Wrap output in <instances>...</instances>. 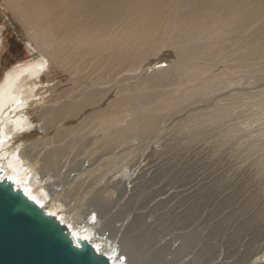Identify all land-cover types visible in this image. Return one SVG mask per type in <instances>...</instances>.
<instances>
[{
	"label": "rangeland",
	"instance_id": "1",
	"mask_svg": "<svg viewBox=\"0 0 264 264\" xmlns=\"http://www.w3.org/2000/svg\"><path fill=\"white\" fill-rule=\"evenodd\" d=\"M263 1L80 0L76 6H69L66 0H49L47 6L39 3L40 5L38 4L36 7L34 3L35 7H31L28 6L26 0H7L6 3L0 0V85L5 82L8 76L15 75L19 69L23 70L32 66L27 68V71L25 70L23 73L24 76L21 77L23 81L32 82L29 85L30 91L24 100V117L26 116L25 119L27 123L29 122L30 129H26L22 139L38 141L39 146L42 147L45 142L43 144L44 135L41 127L45 120L38 118L39 113L45 108L62 105L68 100L71 103H76L72 101L85 102L81 109L83 113H81L89 118L87 128L96 130L90 134L91 137L101 135L103 131H106V128L102 127L104 125L101 124V126L98 123H102V119L116 115L115 110L118 109L120 114L116 115L113 121L111 120V126L115 125V120H118L117 126H120L127 134H132L128 136V141L109 144L108 146L111 147V149L108 147L109 151L105 149L107 145L99 147L98 153L101 155L104 153L102 158H97L98 154L91 152V150H96L94 145L83 149L78 143H75L76 145L70 143L69 156L56 160V163H50V169L52 168L50 174H53L55 178L59 175L57 174L59 171L61 174L66 173V178L62 180L66 187L73 185L80 187L75 190V193L78 191V196H85L88 194V190L98 192L100 195L98 198L100 197L102 201L101 203L96 199L98 201L97 213L100 216L98 223L102 225L107 221L108 232L106 235L112 236L114 241L119 242L128 257L137 252L144 264L150 259V264H156L162 263V259L169 261L172 258L173 262L176 261L175 264H181L189 259L187 256L193 258V255L197 253L201 257L198 256L194 260L196 264H207L210 260L212 262L210 261L211 263L208 264L217 262L228 264L230 261L231 264H242L243 262V264H264V236L263 240L258 234L253 235L251 240H243L244 236L249 238L251 233L256 232L257 223L241 228L240 233H242L236 235L237 237H230L232 235L230 232L233 230L229 228L233 224V220L236 225L238 224L236 216L244 215L245 211L249 212V218L252 216L264 218L262 217L264 216ZM212 10L218 11L219 14H214ZM202 12L206 13L209 25L207 30H204L203 27L199 28L200 22L198 23V18L194 17ZM192 28H194V32L191 31ZM143 29L145 33L140 34ZM248 35H252L253 42H251L252 39L248 40L250 37ZM253 35H256L255 39ZM33 38L43 43L49 53L46 54L44 51L42 53V49ZM245 39L253 45L248 41L244 42ZM259 43H263L262 49L261 47L256 51L249 49ZM52 51L54 52L53 56L50 55ZM35 65L39 66L35 71H32L31 68ZM259 66L261 67L259 68ZM159 71L161 72L159 73ZM151 73L155 74V78L153 75L151 78ZM159 74H164L166 79L163 77L164 75L160 76ZM234 79H240V81L237 80V82ZM203 80L210 82L211 89L205 88L204 92L191 89V87H199L202 84L199 81ZM152 84L154 87L156 85V88H158L157 86L161 88H158V91L155 90L156 88H152L151 92ZM219 84H224L222 85L224 88ZM218 88L219 92H217ZM149 89L151 94L147 96ZM184 89L186 94H184ZM159 92L165 96L163 97L161 93L159 95ZM166 92H169V95L170 93L175 95L169 96L166 95ZM153 94L158 95L154 96ZM196 94L201 98H196L198 97ZM152 95L155 99L160 97H169V99L171 97L172 99L182 96L183 99H180L183 104L182 109L175 114L168 113L167 107L168 115L163 117L159 126L154 124L153 128L147 132L149 135H143L140 138V135L129 126L131 125L129 123L134 121L135 111L139 110L145 100H149L148 98ZM184 95L195 97V99L190 97L186 99ZM94 96H98L96 99H100L94 101ZM115 96H117L116 99H113ZM122 96H125L124 100ZM119 97L122 99L116 101ZM136 98L137 102H135ZM88 99L91 101H86ZM190 99L192 100L190 101ZM199 99L201 100L199 101ZM120 101H124V103L126 101V103ZM156 102L159 105L164 104L161 98ZM120 105L123 108L119 107ZM112 108L114 111H110ZM100 109L107 110L102 112ZM29 111L33 113L28 114ZM65 111L66 109L58 117L59 123L65 124L64 120H61V116L66 115ZM99 112L102 113L99 115ZM160 114H163V110ZM104 115L107 117H103ZM76 120L82 122L79 118H70V123ZM227 126L229 127L227 128ZM99 128L100 130L102 128V131ZM225 129L228 130L225 131L226 135L223 133ZM230 129L232 133L229 132ZM30 132L33 136L29 135ZM208 132L210 133L208 134ZM134 133H136L135 137ZM50 134L53 135V133ZM130 136L134 139L131 140ZM24 142L25 140L15 143L16 148L21 150ZM183 148H186V151ZM35 150L37 149H34V152ZM71 169L72 171H70ZM82 170L86 172L77 176L78 172L80 173ZM30 171L29 169V176L32 175ZM227 171L228 173H226ZM238 171L240 175L237 173ZM75 175L76 178H74ZM185 177L190 179L192 185L180 187ZM248 182L249 184H247ZM208 185L209 187H207ZM247 188H250L249 191ZM56 190L60 191L61 188L58 187ZM138 196L140 197L138 198ZM246 198L250 200L247 199V202ZM60 199L61 197L58 198V200ZM72 204L76 207L74 217L75 214L83 213L85 215V209L89 207L85 198L84 200L78 199L76 202L72 199ZM261 206H263L262 209ZM51 210L55 211L54 208ZM234 211L239 212L237 214ZM139 212L141 213L139 214ZM233 212L234 215H237L233 219L227 218ZM62 214L68 216V213L64 211ZM89 214L88 218H95L96 214L93 210ZM80 215L78 220L84 218ZM193 219L194 222H192ZM123 224H125L124 227L119 231L117 226L120 227ZM71 227L80 228L78 224L71 225ZM127 227V230L124 229ZM182 231L194 232H189L191 233L189 237H184V235L182 237ZM126 232L128 234L125 235ZM97 233L95 232V236ZM196 233L202 236H197ZM239 236H241V240L237 239ZM132 239L130 247L123 246L124 244L128 245L126 241L129 243L128 241ZM186 240L188 241L186 242ZM198 240L199 247H196ZM100 241L98 240L99 243ZM105 242L106 245L109 244L108 240ZM149 242H152V245L158 243L156 246L159 249L160 246H164L163 251L156 249L157 252L152 249ZM192 242L193 244H191ZM142 243H145L144 246ZM131 244L133 245L131 246ZM187 246L190 248H186ZM131 247L133 248L131 249ZM195 247L196 250H194ZM249 248L250 251H248ZM146 249H151V252L146 253ZM192 250L195 252H191ZM200 250L203 251L197 252ZM167 251L175 253L177 258L170 253L166 254ZM179 251L183 252L180 256L181 252ZM209 251L213 253L209 257L202 255L203 253L209 254ZM216 253L218 254L216 255ZM109 255L111 256V253ZM230 255L233 257L230 258ZM242 256L245 261L241 258ZM232 258L234 260H231ZM236 259H240V262Z\"/></svg>",
	"mask_w": 264,
	"mask_h": 264
},
{
	"label": "bare ground",
	"instance_id": "2",
	"mask_svg": "<svg viewBox=\"0 0 264 264\" xmlns=\"http://www.w3.org/2000/svg\"><path fill=\"white\" fill-rule=\"evenodd\" d=\"M6 1L7 0H2V2L3 3H6ZM27 2V4H28V6H31V7H33L34 5L37 7L38 6V4L39 3H43V4H45L46 6L48 5V3H49V0H26ZM79 2H80V0H66V3L69 5V6H76L77 4H79ZM264 2V1H263ZM262 2V3H263ZM35 3V4H34ZM34 4V5H33ZM261 4V3H260ZM40 5V4H39ZM262 5H264V4H262ZM34 6V7H35ZM244 7V6H243ZM260 7H262V6H260ZM260 7H257V8H260ZM253 8V7H252ZM213 11V13L214 14H219V12L218 11H215V10H212ZM242 13V12H241ZM194 17H197L198 18V23L200 22V24H199V28H204V30H207L208 28H209V25H208V23H207V19H206V13H203L202 12V14H199V15H196V16H194ZM247 22V21H246ZM246 26V25H245ZM246 28H247V26H246ZM191 31H195L194 30V28H192L191 29ZM250 31V30H249ZM86 32H88V31H86ZM143 33H145V30L143 29V30H141L140 31V34H143ZM199 33V32H198ZM196 35V34H195ZM248 36H250L249 38H248V40L249 39H252V41L251 42H253V37H252V35H248ZM254 36V39L256 38L255 36L256 35H253ZM199 37V36H198ZM252 37V38H251ZM33 40H35L36 42H37V45L42 49L41 51H42V53H49V50L47 49V47L43 44V43H40L39 41H37L35 38H33ZM97 40L99 41V38H97ZM247 40V41H248ZM259 40V39H258ZM246 41V39H245V41L244 42H247ZM264 41V40H263ZM249 42V41H248ZM251 42H249V44H251ZM254 43H255V41H254ZM256 43H257V40H256ZM248 44V43H247ZM263 44V43H262ZM262 44H255V47H251V48H249L250 50H252V51H256L258 48L260 49V47H261V49L264 47H262ZM251 45H253V44H251ZM244 46H245V44H244ZM248 47H249V45H248ZM245 48H247V46H245ZM245 48H244V50H245ZM46 50H47V52H46ZM44 51V52H43ZM242 51V50H241ZM243 52H245V51H243ZM259 52V51H258ZM53 54H54V52L52 51L51 52V56H53ZM162 57V56H161ZM164 57V56H163ZM264 57V56H263ZM164 58H166V57H164ZM163 58V59H164ZM172 62H174L173 60H172ZM171 62V63H172ZM173 64V63H172ZM39 65H35L33 68H31V70L32 71H35L36 70V68L38 67ZM169 66V65H168ZM29 67H32V66H29ZM29 67H26V68H24L23 70H20L19 69V71H17L16 72V74L14 75V74H12V75H10V76H8L7 77V79L5 80V82L2 84V85H0V172H2V175L4 176V177H7V178H9L10 180H13L14 182H15V184H16V186H20L22 189H23V191L27 194V196H29L30 198H32L33 200H35L38 204H40L45 210H46V212L47 213H49V214H55L60 220H61V222H63L64 224H66V225H69V228L71 229V231H72V233L74 234V236H83V237H85V238H88L90 241H92V243L95 245V247L98 249V251L99 252H103V253H105L106 254V252H107V255L111 258V260H112V264H144V262L142 261V258H141V256H140V254L139 253H137V252H135V253H133V256L131 255L130 257H128V255H127V253L125 252V250L123 249V247H121L120 246V244H119V242H116V241H114L113 239H112V236H109V235H106V232H108V227H107V221L105 222V223H103L102 225H99V223H98V221H100V216L98 215V213H97V204H98V201L99 202H101L102 203V201H101V199H100V197L98 198V192L97 191H95V190H88L87 192H88V194H86L85 196H78V194H77V192L78 191H76V193H75V190L77 189V188H80L78 185H73L72 187H66L65 186V184L63 183V181L62 180H64L65 178H66V173H60V171H59V173H57V174H59L56 178L54 177V175L53 174H50V172H51V169H50V163L51 162H55L56 163V160H60L61 158H63V157H65V156H69V149H70V147H71V144L70 143H73V144H75V143H78L79 144V146H80V148H83V149H87V147H89V146H91V145H94V146H96V150L98 149V151H93V150H91V152L93 153V152H95L96 154H98L97 155V158H102L103 156L102 155H104V153L101 155V154H99L98 152L100 151L99 150V147L101 148V146L103 147V145H107V146H105V149H107L108 150V145L109 144H111V143H120V142H123V141H126L127 140V138H129L128 136L129 135H132V134H127L126 133V131H123L122 129H121V127L120 126H117L118 125V120H115L116 121V123H115V125H113V126H111V123H112V121H113V119H115V116L117 115L118 116V114H120V111H116L115 110V112H116V115L114 114V116L113 117H107L106 115H104L103 117H107V118H105V119H102L101 121H102V123H98V124H103L104 126H102V127H104V128H106V131H103V134H101V135H99L98 134V136L97 135H93V137H91L90 136V134H92V132H95L96 130L93 128H87V126H88V123H89V118H86L82 113V111H81V109H82V106L84 105V101H80V102H77V101H72V102H76V103H71L70 102V100H68V101H66L65 103L63 102L62 103V105H59V106H55V107H50V108H45V109H43L40 113H39V115H38V118H43L44 120H45V122H44V124L42 125V127H41V130H42V133H43V138H42V141H43V144H44V142H45V144L42 146V147H40L39 146V142L38 141H33V140H29V139H22V137H24V132L26 131V129H30V125L27 123V120L25 119V117H24V112H25V106H24V100H25V96H26V94L28 93V91H30L29 89V85L30 84H32V82H30V83H28V82H26V81H23V80H21V77H22V75H23V73H24V71L27 69V68H29ZM261 66H259V68H260ZM253 68V67H252ZM258 68V67H257ZM256 68V69H257ZM28 70H30V69H28ZM156 70V69H155ZM252 70V69H251ZM27 71V70H26ZM154 71V70H153ZM161 71H159V73H160ZM155 73H157L158 74V72H155ZM156 74V75H157ZM164 74H167V73H164ZM163 74V75H164ZM154 76V78H155V74H153V73H151V78ZM160 76H163L162 74H159ZM158 75V76H159ZM24 76V75H23ZM239 76V75H238ZM163 77H165V75L163 76ZM162 77V78H163ZM240 78V77H239ZM157 79V78H156ZM156 79H155V81H156ZM160 79H161V77H160ZM165 79H166V77H165ZM244 79V78H243ZM242 79V80H243ZM153 80V79H152ZM152 80H150V81H152ZM159 80V79H158ZM234 80H236V79H234ZM237 80H239L240 81V79H237ZM236 80V81H237ZM154 81V80H153ZM152 81V83L154 84V82ZM163 82H164V80H162ZM260 81V80H259ZM158 82V81H157ZM159 82H161V81H159ZM199 82H201L202 84H200V86L198 87V86H195L194 88H192L191 87V89L192 90H196L197 92H201V91H203L204 92V90H205V88H210L211 89V87H209V83L210 82H208L207 80H203V81H199ZM198 82V83H199ZM233 82V81H232ZM238 82V81H237ZM237 82H235V83H237ZM151 84V83H150ZM152 84V86L153 87H150V89H151V92H152V88H156V85H155V87H154V85ZM156 84H159V83H156ZM195 84V83H194ZM148 85V84H147ZM197 85V84H196ZM219 85H221V84H219ZM222 85H224V84H222ZM221 85V86H222ZM228 85L230 86V84L228 83ZM228 85H226V86H228ZM232 85V84H231ZM151 86V85H150ZM190 86V85H189ZM211 86V85H210ZM235 86V85H234ZM158 88H161V87H159V86H157ZM218 87V86H217ZM216 87V88H217ZM220 87V86H219ZM223 87V86H222ZM222 87H220L221 89H222ZM158 88H156L155 90H157L158 91ZM188 88V87H187ZM202 88V89H201ZM224 88V87H223ZM150 89L148 90L149 91V94H148V92H147V96H149L151 93H150ZM186 89V88H185ZM185 89L183 90L184 91V94H186L185 93ZM190 89V88H189ZM190 89V90H191ZM219 89V88H218ZM217 89V92H219L220 91V89L218 90ZM191 90V91H192ZM157 91H155L156 93H158ZM159 91H160V89H159ZM187 91V90H186ZM207 91H208V89H207ZM222 91V90H221ZM32 92V91H31ZM163 92H164V89H163ZM206 92V91H205ZM211 92H212V90H211ZM154 93V92H153ZM160 93L161 92H159V95H160ZM167 93V92H166ZM169 93V92H168ZM166 94V95H169V94ZM187 93H189L190 94V92H187ZM247 93V92H246ZM162 94V93H161ZM165 94V93H164ZM179 94H180V92H179ZM193 95H194V92L192 93ZM191 94V95H192ZM213 94V93H212ZM30 95V94H29ZM144 95H146V94H144ZM154 96L156 95H158V94H153ZM151 96V97H149L148 99L149 100H145V102L143 101V100H141V99H143L141 96H139V97H141V101H143L144 102V104H142L143 106L139 109V110H137V111H135L136 112V116H135V118H134V121H131L129 124H131V125H129V126H131V128L132 129H134L136 132H137V134H139L140 135V138H142V136L143 135H149L147 132L150 130V129H152L153 128V126H154V124L156 125V126H159V124H160V122H161V120L163 119V117H165V116H167L168 115V113H178L179 111H181V109H182V100H180V99H183V97L182 96H176V97H174V98H172L171 99V97H170V99H169V97H165V98H162V97H160L161 98V101L164 103V104H161V105H159V104H156L157 102H156V100H159L160 98H158V99H155V97L154 96ZM172 94L170 93V95L169 96H171ZM173 95H175V94H173ZM172 95V96H173ZM178 95V94H177ZM192 95V96H193ZM197 95V94H196ZM200 95V94H199ZM233 95V94H232ZM118 96H120V95H118ZM162 96H163V94H162ZM165 96V95H164ZM163 96V97H164ZM185 96V95H184ZM192 96H189L190 98H192ZM198 96V95H197ZM208 96V95H207ZM253 96V95H252ZM96 97H98V96H94V98H95V100L94 101H96L97 99H96ZM116 97L117 96H115V98H113V99H116ZM123 97V96H122ZM125 97V96H124ZM124 97H123V100H124ZM144 97V96H143ZM189 97H188V95H186L185 96V98L186 99H189ZM200 96H198V97H196V98H199ZM92 98V96L90 97V99ZM111 98V97H110ZM121 97H119V99H117L116 101H119V100H121L120 99ZM127 98V97H126ZM138 98V97H137ZM137 98H136V101L135 102H137ZM144 98H147L146 96L144 97ZM194 99H195V97H193ZM192 98V99H193ZM201 98V97H200ZM71 99V98H70ZM90 99H88V100H86V101H91ZM100 99V98H99ZM98 99V100H99ZM192 99H190V101L192 100ZM97 100V101H98ZM126 100V99H125ZM201 99H199V101H200ZM235 100V99H234ZM112 101V100H111ZM110 101V102H111ZM126 101H128V100H126ZM126 101H125V103H126ZM146 101H148V102H146ZM189 101V100H188ZM197 101H198V99H197ZM248 101V100H247ZM107 102V101H106ZM121 103H124V101H120ZM142 102V103H143ZM155 102V103H154ZM183 102H184V100H183ZM101 103H102V100H101ZM101 103H99V104H101ZM120 103V104H121ZM124 103V104H125ZM141 103V102H140ZM236 103V102H235ZM110 104H112V102L110 103ZM118 104V103H117ZM123 104V105H124ZM188 103L186 102V105H187ZM66 105V106H65ZM185 105V104H184ZM118 106V105H117ZM122 105H120L119 107H121ZM141 106V105H140ZM165 106V107H164ZM102 107V106H101ZM106 107H107V105H106ZM105 107V108H106ZM110 107H113V106H111L110 105ZM167 107H168V109H169V112L167 113ZM224 107V106H223ZM104 108V107H103ZM113 108H115V107H113ZM113 108H112V110H110V111H114L113 110ZM116 108H118V107H116ZM122 108H123V106H122ZM121 108V109H122ZM164 108V109H163ZM38 110H39V108H37ZM42 109V108H41ZM40 109V110H41ZM66 109V111L64 112L66 115H67V113H68V116H61V120H64V123L65 124H63V123H59V121H60V119L58 120V117L62 114V112L64 111ZM107 109H108V107H107ZM107 109H104V110H107ZM110 109V108H109ZM120 109V110H121ZM199 109V108H198ZM36 110V109H35ZM35 110H33L34 112H35ZM102 112L104 111V110H102V109H100ZM162 110H163V114H160L161 112H162ZM173 111V112H172ZM224 111V110H223ZM261 111H262V109H261ZM82 112V113H81ZM93 112H94V109H93ZM97 112V111H96ZM102 112H99L98 114L100 115V113H102ZM106 112V111H105ZM164 112H166V113H164ZM213 112V111H212ZM219 112V111H218ZM248 112V111H247ZM30 113H33V112H30L29 111V113L28 114H30ZM92 113V112H91ZM91 113H89V114H91ZM107 113V112H106ZM209 113V112H208ZM226 113V112H225ZM231 113V112H230ZM263 113V112H262ZM109 114V113H108ZM112 114V113H111ZM111 114H109V115H111ZM195 114V113H194ZM198 114V113H197ZM220 114H222V113H220ZM219 114V115H220ZM35 115V114H34ZM108 115V116H109ZM217 115V114H216ZM248 115V114H247ZM28 116V115H27ZM31 116V115H30ZM218 116V115H217ZM222 116V115H221ZM227 116H229V115H227ZM226 116V117H227ZM127 117V116H126ZM125 117V119H127ZM132 117V119H133V116H131ZM130 117V118H131ZM230 117V116H229ZM70 118L71 119H81V123L80 122H78L77 120L76 121H71L72 123H70ZM95 118V117H94ZM97 118H99L98 116H97ZM119 118H120V116H119ZM118 118V119H119ZM211 118V117H210ZM213 119V118H212ZM69 120V121H68ZM94 120V119H93ZM96 120V119H95ZM99 120V119H98ZM112 120V121H111ZM210 120V119H209ZM208 120V121H209ZM216 120V119H215ZM227 120V119H226ZM100 120H99V122H101ZM219 121V120H218ZM220 121H221V119H220ZM223 121V120H222ZM225 121V120H224ZM244 121V120H243ZM34 122V121H33ZM69 122V123H68ZM76 122H78V123H76ZM120 122V121H119ZM235 123V122H234ZM233 123V124H234ZM54 124V125H53ZM33 125V124H32ZM97 125V124H96ZM100 125H98V126H100ZM202 125V124H201ZM211 125V124H210ZM209 125V126H210ZM227 125V124H226ZM229 125V124H228ZM93 126V125H92ZM231 126V125H230ZM233 126V125H232ZM93 127H95V126H93ZM229 126H227V128H228ZM225 128V127H224ZM86 129V130H85ZM232 129V128H231ZM231 129H230V131L229 132H231ZM40 130V129H39ZM98 130V129H97ZM99 130H100V128H99ZM105 130V129H104ZM227 129H225L224 131H223V133H225V135H226V131ZM100 131H102V128H101V130ZM202 131V130H201ZM203 131H204V129H203ZM228 131V130H227ZM37 133V132H36ZM50 133H53V135H51ZM210 132H208V134H209ZM211 133H212V131H211ZM222 133V132H221ZM232 133V132H231ZM52 136H50V135ZM135 134L136 133H134V137H135ZM218 134V133H217ZM234 134V133H233ZM29 135L30 136H33L32 135V133L30 132L29 133ZM40 135V134H39ZM48 135V136H47ZM220 135V134H219ZM224 135V134H223ZM113 136H116V137H113ZM227 136H228V134H227ZM46 137H49V138H47L46 139ZM28 138V137H27ZM130 138H131V140H133L132 139V136H130ZM139 138V139H140ZM222 138V137H221ZM69 139V140H68ZM22 140H25V142L23 143V145L21 146V150H18L17 148H16V146H15V143L17 144V143H19V142H21ZM247 140V139H246ZM113 141V142H112ZM128 141V140H127ZM131 143V142H130ZM234 143V142H233ZM230 144H232V143H230ZM76 145V144H75ZM246 145V144H245ZM38 146V147H37ZM20 147V146H19ZM110 149H111V147H109ZM113 148H115V146H113ZM173 148V147H172ZM210 148H211V146H210ZM213 148V147H212ZM34 149H37V150H35V152H34ZM103 149V148H102ZM180 149V148H179ZM184 150L186 149V148H183ZM217 149V148H216ZM113 150V149H112ZM172 150H175V149H172ZM109 151V150H108ZM170 151V150H169ZM186 151V150H185ZM188 151H190V150H188ZM188 151H187V153H188ZM218 151V150H217ZM175 152H177V151H175ZM108 153V152H107ZM112 153H116V152H112ZM111 153V154H112ZM122 153V152H121ZM115 155V154H114ZM110 156V155H109ZM182 156V155H181ZM173 157V156H172ZM180 157V156H179ZM186 157V156H185ZM143 158V157H142ZM170 158V157H169ZM181 158V157H180ZM190 158V157H189ZM198 158V157H197ZM76 159V158H75ZM74 159V160H75ZM177 159V158H176ZM213 159V158H212ZM219 159V158H218ZM172 160V159H171ZM204 160V159H203ZM100 161V160H99ZM102 161V160H101ZM110 161V160H109ZM114 161V160H113ZM116 161V160H115ZM124 161V160H123ZM180 161V160H179ZM205 161H207V159H205ZM77 162V161H76ZM118 162V161H117ZM201 162V161H200ZM210 162V161H209ZM112 163V162H111ZM129 163V162H128ZM229 163V162H228ZM232 163V162H231ZM53 164V163H52ZM61 164V163H60ZM106 164V163H105ZM121 164V163H120ZM168 164V163H167ZM54 165V164H53ZM95 165V164H94ZM117 165H118V163H117ZM178 165V164H177ZM235 165V164H234ZM242 165V164H241ZM90 166V165H89ZM157 166V165H156ZM160 166V165H159ZM206 166V165H205ZM235 166H237V165H235ZM58 167V166H57ZM93 167V166H92ZM138 167V166H137ZM179 167V166H178ZM177 167V168H178ZM218 167V166H217ZM221 167V166H220ZM93 168H95V167H93ZM92 168V169H93ZM162 168V167H161ZM160 168V169H161ZM206 168V167H205ZM233 168V167H232ZM31 170L30 172H32V175H28V170ZM73 169V168H72ZM72 169L70 170V171H72ZM92 169H90V171H92L93 172V170ZM134 169V168H133ZM180 169V168H179ZM231 169V168H230ZM78 170V169H77ZM89 170V169H88ZM225 170V169H224ZM223 170V171H224ZM238 170V169H237ZM74 171V170H73ZM105 171V170H104ZM136 171V170H135ZM233 171V170H232ZM240 171V170H239ZM239 171L237 172V173H239ZM84 172H86L85 170H82L80 173L78 172V175L77 176H79V175H81V174H83ZM89 172V171H88ZM222 172V171H221ZM245 172V171H244ZM243 172V173H244ZM90 173V172H89ZM134 173V172H133ZM147 173V172H146ZM185 173V172H184ZM226 173H228V171L226 172ZM231 173V172H230ZM234 173V172H233ZM242 173V172H241ZM56 174V175H57ZM77 174V173H76ZM91 174V173H90ZM187 174V173H186ZM85 175V174H84ZM83 175V176H84ZM212 175V174H211ZM232 175V174H231ZM239 175H240V173H239ZM76 175H75V177L74 178H76L77 177ZM230 176V175H229ZM232 176H234V175H232ZM245 176V175H244ZM249 176V175H248ZM81 177V176H80ZM165 177V176H164ZM168 177V176H167ZM200 177H201V175H200ZM213 177V176H212ZM228 177V176H227ZM238 177V176H237ZM214 178V177H213ZM217 178V177H216ZM140 179H142V178H140ZM149 179V178H148ZM199 179V178H198ZM197 179V180H198ZM201 179V178H200ZM203 179V178H202ZM201 179V180H202ZM205 179V178H204ZM207 179H209V178H207ZM160 180H162V179H160ZM174 180V179H173ZM179 180H181V179H179ZM244 180V179H243ZM147 181V180H146ZM151 181V180H150ZM209 181V180H208ZM221 181H223V180H221ZM58 182H60L61 184H59ZM160 182V181H159ZM165 182V181H164ZM216 182V181H215ZM232 182V181H231ZM250 182V181H249ZM249 182L247 183V184H249ZM228 183V182H227ZM230 183V182H229ZM244 183H245V181H244ZM165 184V183H164ZM181 184V183H180ZM190 184L192 185V183H190V179H186V177H185V180H184V182H183V184L180 186V187H182V186H190ZM209 184H211V183H209ZM217 184V183H216ZM233 184V183H232ZM62 185V186H61ZM110 185V184H109ZM225 185V184H224ZM111 186V185H110ZM154 186V185H153ZM219 186V185H218ZM58 187H60L61 188V190L59 191V190H56V188H58ZM155 187V186H154ZM153 187V188H154ZM194 187V186H193ZM199 187V186H198ZM205 187V186H204ZM207 187H209V185L207 186ZM213 187V186H212ZM211 187V188H212ZM227 187V186H226ZM240 187V186H239ZM246 187V186H245ZM51 188V189H50ZM109 188V187H108ZM143 188V187H142ZM151 188V187H150ZM156 188V187H155ZM166 188V187H165ZM200 188V187H199ZM220 188V187H219ZM228 188V187H227ZM253 188V187H252ZM55 190L54 192H56V193H54L52 190ZM82 189H84V188H82ZM149 189V188H148ZM160 189V188H159ZM178 189V188H177ZM181 189V188H180ZM195 189V188H194ZM193 189V190H194ZM198 189V188H197ZM202 189V188H201ZM224 189H225V187H224ZM234 189V188H233ZM240 189V188H239ZM245 189V188H244ZM248 189V188H247ZM250 189V188H249ZM249 189H248V191H249ZM107 190V189H106ZM152 190V189H151ZM184 190H186V189H184ZM221 190V189H220ZM220 190H217V191H220ZM140 191V190H139ZM139 191H136V192H139ZM191 191V190H190ZM213 191V190H212ZM252 192H253V190H251ZM33 192H34V194H33ZM102 192H103V190H102ZM142 192V191H141ZM152 192V191H151ZM164 192V191H163ZM251 192V193H252ZM258 192V191H257ZM94 193V194H93ZM189 193V192H188ZM193 193V192H192ZM93 194V195H92ZM180 194V193H179ZM187 194V193H186ZM195 194V193H194ZM214 194V193H213ZM219 195H220V193H218ZM222 194H223V192H222ZM221 194V195H222ZM225 194V193H224ZM233 194V193H232ZM90 195H92V196H90ZM166 195V194H165ZM192 196H193V194H191ZM255 195V194H254ZM259 195V194H258ZM88 196H90L89 198H86V197H88ZM100 196V195H99ZM153 196V195H152ZM157 196V195H156ZM172 196H174V195H172ZM183 196V195H182ZM200 196V195H199ZM226 196V195H225ZM224 196V197H225ZM230 196H231V194H230ZM236 196V195H235ZM240 196V195H239ZM251 196V195H250ZM59 197H61V199L60 200H58V198ZM140 196H138V198H139ZM149 197V196H148ZM158 197V196H157ZM213 197V196H212ZM229 197V196H228ZM227 197V198H228ZM232 197V196H231ZM247 197V196H246ZM84 198H85V200L87 201V204H89V207H87V209H85V215H83V213H81V215L80 216H84V218L82 219V220H78L77 218H78V216L79 215H77V214H75V217H74V210L76 209V207L72 204V199H74L75 200V202H76V200H84ZM135 198H137V197H135ZM188 198V197H187ZM193 198V197H192ZM195 198V197H194ZM220 198H222V197H220ZM98 201H97V200ZM150 199V198H149ZM179 199V198H178ZM189 199V198H188ZM247 199H249V198H246V200L245 201H247L248 202V200ZM257 199V198H256ZM199 200V199H198ZM233 200H234V198H233ZM250 200V199H249ZM177 201V200H176ZM184 201H185V199H184ZM218 201V200H217ZM59 202H61V204H59L58 205V203ZM165 202V201H164ZM170 202V201H169ZM198 202V201H197ZM221 202V201H220ZM100 203V204H101ZM156 203V202H155ZM192 203V202H191ZM196 203V202H195ZM214 203H215V201H214ZM250 203V202H249ZM99 204V205H100ZM206 204H208V203H206ZM223 204V203H222ZM226 204V203H225ZM229 204V203H228ZM231 204V203H230ZM98 205V206H99ZM149 205V204H148ZM174 205V204H173ZM213 206V205H212ZM264 206V205H263ZM263 206H261V209L263 208ZM91 207V208H90ZM147 207V206H146ZM189 207V206H188ZM220 207V206H219ZM229 207H230V205H229ZM248 207V206H247ZM52 208H54V210L55 211H52L51 209ZM93 208V209H92ZM101 208V207H100ZM143 208H144V206H143ZM202 208V207H201ZM200 208V209H201ZM211 207H210V205H209V209H210ZM103 209V208H102ZM205 209V208H204ZM257 209V208H256ZM93 210V212L96 214L95 215V218H93V219H91V218H88L87 216H89L90 214H89V212L90 211H92ZM168 210V209H167ZM190 210H192V209H190ZM189 210V211H190ZM230 210V209H229ZM240 210V209H239ZM244 210V209H243ZM63 211L64 212H67L68 213V216H67V214H62L63 213ZM76 211V210H75ZM80 211H81V209H80ZM80 211H78V212H80ZM84 211V210H83ZM116 211H118V210H116ZM121 211V210H120ZM256 211H258V209L256 210ZM255 211V212H256ZM101 212V211H100ZM127 212V211H126ZM145 212V211H144ZM143 212V213H144ZM195 212V211H194ZM234 212H236L237 214H238V212L239 211H234ZM234 212L233 213H231L230 215H228V217L227 218H231V219H233V217L235 216V215H237V214H235L234 215ZM117 213V212H116ZM141 212H139V214H140ZM123 214H124V211H123ZM128 214V213H127ZM147 214V213H146ZM192 214V213H191ZM200 214V213H199ZM226 214V213H225ZM240 214V213H239ZM77 215V216H76ZM93 215V214H92ZM125 215V214H124ZM151 215V214H150ZM212 215V214H211ZM210 215V216H211ZM217 215V214H216ZM126 216V215H125ZM140 216V215H139ZM191 216V215H190ZM193 216H194V214H193ZM238 216V215H237ZM236 216V218H238V224L236 225V222H234V220H233V224H231L230 225V229H232L233 231H231L230 233H232V235L230 236V237H232V236H235V237H237L236 235H238V234H241L240 233V231H241V228H243V227H245V226H252L253 225V223H257V225H256V227H257V229H256V232H254V233H249L250 234V236H249V238L248 237H246V236H244L243 237V240L245 241L246 239H249V240H251V237L254 235H259V236H261V240H263V230H264V218H260V217H254V216H252V217H250L249 218V212L247 211H245L244 212V215H239L238 217ZM94 217V216H93ZM114 217H116V216H114ZM137 217V216H136ZM140 217H142V216H140ZM183 217V216H182ZM262 217H264V216H262ZM112 218V220H113V216L111 217ZM120 218V217H119ZM138 218V217H137ZM188 218H190L189 216H188ZM193 218V217H192ZM198 218H200V217H198ZM203 218V217H202ZM224 218V217H223ZM116 219V218H115ZM183 219H185V218H183ZM252 219H257L256 221H254V220H252ZM190 220V219H189ZM189 220H188V222H189ZM196 220H198V219H196ZM195 220V221H196ZM110 220H108V222H109ZM191 221V220H190ZM112 224H113V222L112 221H110ZM135 222V221H134ZM173 222V221H172ZM175 222V221H174ZM173 222V223H174ZM187 222V221H186ZM192 222H194V219H193V221ZM205 222V221H204ZM131 223V222H130ZM145 223H146V220H145ZM170 223V222H169ZM190 223V222H189ZM197 223V222H196ZM200 223V222H199ZM75 224H78L79 225V227L80 228H75V227H71V225H75ZM110 224V223H109ZM112 224H110V225H112ZM180 224V223H179ZM201 224V223H200ZM115 225V224H114ZM124 225L125 224H123L122 226H120V227H118L117 226V228L119 229V231H120V229L121 228H123L124 227ZM142 225V224H141ZM194 225V224H193ZM192 225V226H193ZM198 225V224H197ZM203 225H204V223H203ZM140 226V225H139ZM139 226H136L137 228L139 227ZM188 226V225H187ZM186 226V227H187ZM200 226V225H199ZM183 227V226H182ZM191 227V226H190ZM190 227H188V228H190ZM195 227H196V225H195ZM116 228V229H117ZM130 228V227H129ZM188 228H186V229H188ZM201 228V227H200ZM203 228V227H202ZM228 228V229H229ZM246 228V227H245ZM248 228V227H247ZM124 229H128V227L127 228H124ZM167 229V228H166ZM193 229H194V227H193ZM199 229V228H198ZM183 230V229H182ZM195 230V229H194ZM199 230H202V229H199ZM198 230V231H199ZM224 230V229H223ZM222 230V231H223ZM149 231V230H148ZM148 231L146 232L147 234H148ZM176 231V230H175ZM95 232H98L97 233V236H95ZM123 232V231H122ZM130 232V231H129ZM170 232H171V230H170ZM173 232V231H172ZM183 232V231H182ZM189 232H192V231H189ZM188 231H185V232H183V234H182V237H183V235H184V237H189V234L191 235V233H189ZM194 232V231H193ZM192 232V233H193ZM200 232V231H199ZM119 233V232H118ZM117 233V234H118ZM132 233V232H131ZM130 233V235H132ZM165 233V232H164ZM204 233V232H203ZM227 233V232H226ZM126 234H128L127 232L125 233V235ZM249 234H247V235H249ZM112 235V234H111ZM124 234H123V237L125 236ZM155 235V234H154ZM175 235V234H174ZM196 235L198 236L199 234H197L196 233ZM196 235H195V238H196ZM212 235V234H211ZM143 236V235H142ZM200 237L202 236V235H199ZM242 236V235H241ZM241 236H239V238H237V239H239V240H241L242 238H241ZM118 237V236H117ZM177 237V236H176ZM257 237V236H256ZM255 237V238H256ZM120 238V237H119ZM133 238H134V236H133ZM145 238H147V237H145ZM211 238V237H210ZM209 238V239H210ZM223 238V237H222ZM241 238V239H240ZM258 238V237H257ZM152 239V238H151ZM162 239V238H161ZM165 239V238H164ZM183 239V238H182ZM193 239V238H192ZM220 239V238H219ZM258 239H260V238H258ZM98 240H101L100 241V243L98 242ZM109 241V244H107L106 245V242L105 241ZM115 240H116V238H115ZM149 240V239H148ZM222 240V239H221ZM120 241V240H119ZM133 241V239L132 240H129L128 242L129 243H127V241H126V244H128V245H123V246H125V247H127V246H129L130 245V243ZM152 241H154L153 239H152ZM180 241V240H179ZM188 240H186V242H187ZM195 241H196V239H195ZM236 241V240H235ZM254 241V240H253ZM121 242V241H120ZM145 242V241H144ZM171 242V241H170ZM198 242H199V240L197 241V245H196V247H199L198 246ZM263 242V241H262ZM134 243V242H133ZM152 243V242H151ZM150 242H149V244H151ZM163 243V242H162ZM169 243V242H168ZM180 243H181V241H180ZM207 243V242H206ZM100 246H99V245ZM144 244L145 243H142V245L144 246ZM158 244V243H157ZM157 244H154L155 245V247H154V245H152L151 244V247H152V249H154V250H156V249H159V248H157ZM160 244V243H159ZM187 244H189V243H187ZM186 244V245H187ZM191 244H193V242L191 243ZM207 244H209V243H207ZM109 245V246H108ZM133 244H131V246H132ZM147 245H148V243H147ZM190 245V244H189ZM165 246H166V244H165ZM173 246V245H172ZM195 246V245H194ZM215 247H216V244L214 245ZM254 246H256V245H254ZM130 247V246H129ZM137 247V246H136ZM135 247V248H136ZM154 247V248H153ZM163 247L164 246H160V249L159 250H162L163 249ZM167 247H168V245H167ZM196 247H195V249L194 250H196ZM219 247V246H218ZM250 247V246H249ZM133 247H131V249H132ZM186 248H188V246L186 247ZM190 248V247H189ZM188 248V249H189ZM192 248H193V246H192ZM127 249V248H126ZM130 249V250H131ZM139 249V248H138ZM184 249V248H183ZM218 248L216 247V250H217ZM262 249V248H261ZM129 250V249H128ZM142 250H144V249H142ZM184 250H186L187 251V249H184ZM191 250V249H190ZM194 250H192L191 252H193ZM157 251V250H156ZM163 251V250H162ZM182 251V250H181ZM181 251H179V252H181ZM203 251V250H202ZM201 250L200 251H197V252H202ZM219 251V250H218ZM248 251H250V248H249V250ZM151 252V249H146V253H150ZM158 252V251H157ZM178 252V251H177ZM195 252V251H194ZM211 251H209V254H202L203 256L205 255V256H207L208 255V257H209V255H211V254H213L212 252L210 253ZM238 252V251H237ZM244 252V251H243ZM247 252V251H246ZM111 253V256L109 255ZM112 253H114V254H112ZM143 253V252H142ZM171 254V255H175V253H173V252H171V251H167L166 252V254ZM207 253H208V251H207ZM230 253V252H229ZM139 254V255H138ZM183 254V252H181V254H179V256L180 255H182ZM190 254V253H189ZM200 254V255H201ZM218 253H216V255H217ZM220 254V253H219ZM225 254V253H224ZM230 254H232V253H230ZM238 254V253H237ZM243 254V253H242ZM247 254V253H246ZM255 254H256V250H255ZM254 254V255H255ZM188 255V254H187ZM176 256V255H175ZM194 257L193 258H190V257H188L187 256V258H189L188 260H186V262H184V263H181V264H196L195 263V259L199 256V254H197L196 253V255L194 254L193 255ZM213 257H214V255H212ZM231 256L232 255H230V258H231ZM245 256H247V255H245ZM244 256V257H245ZM249 256V255H248ZM174 257V256H173ZM199 257H201V256H199ZM228 258H229V256H227ZM233 257V256H232ZM250 257V256H249ZM172 258V257H171ZM175 258H177V256L175 257ZM178 258H180V257H178ZM226 258V257H225ZM230 258L228 259V260H230ZM242 259H243V256L241 257ZM135 259V260H134ZM144 259V258H143ZM201 259V258H200ZM206 259H207V257H206ZM210 259V258H209ZM209 259H208V261H209ZM211 259H212V257H211ZM219 259V258H218ZM223 259V258H222ZM250 259H252V258H250ZM145 260V259H144ZM147 260V259H146ZM151 260V259H150ZM150 260H148V262L147 263H145V264H150ZM204 260V259H203ZM217 260V259H216ZM231 260H234L233 258L231 259ZM238 259H236V261H237ZM244 260V259H243ZM247 260V259H246ZM157 261V260H156ZM168 261V260H167ZM166 260H164V259H162V263H156V264H175V262H173L174 261V259L172 258V259H169V261L167 262ZM180 261V260H179ZM182 261V260H181ZM202 261V260H201ZM211 261V260H210ZM208 262V263H211V262ZM218 261V260H217ZM223 261V260H222ZM239 262H240V259L238 260ZM245 261V260H244ZM251 261V260H250ZM249 261V262H250ZM177 262H178V260H177ZM194 262V263H193ZM207 262V261H206ZM223 262H225V261H223ZM226 262H227V260H226ZM231 262V261H230ZM228 263V264H231V263ZM241 262H242V260H241ZM179 263V262H178ZM207 263V264H208ZM218 263V262H217ZM217 263H215V264H217ZM236 263V262H235ZM244 263V262H243ZM242 263V264H243ZM246 263H247V261H246ZM177 264V263H176ZM206 264V263H205ZM214 264V263H213ZM219 264V263H218ZM220 264H221V262H220Z\"/></svg>",
	"mask_w": 264,
	"mask_h": 264
},
{
	"label": "water",
	"instance_id": "3",
	"mask_svg": "<svg viewBox=\"0 0 264 264\" xmlns=\"http://www.w3.org/2000/svg\"><path fill=\"white\" fill-rule=\"evenodd\" d=\"M0 172V264H112Z\"/></svg>",
	"mask_w": 264,
	"mask_h": 264
}]
</instances>
